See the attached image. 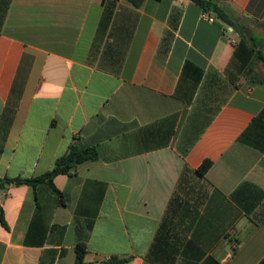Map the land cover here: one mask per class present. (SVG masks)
I'll return each mask as SVG.
<instances>
[{"label":"crops","instance_id":"0c3cea01","mask_svg":"<svg viewBox=\"0 0 264 264\" xmlns=\"http://www.w3.org/2000/svg\"><path fill=\"white\" fill-rule=\"evenodd\" d=\"M216 1L233 33L192 0H0V178L99 152L54 178L65 205L0 192V264H75L79 242L86 264H264V0Z\"/></svg>","mask_w":264,"mask_h":264},{"label":"trees","instance_id":"16d2710c","mask_svg":"<svg viewBox=\"0 0 264 264\" xmlns=\"http://www.w3.org/2000/svg\"><path fill=\"white\" fill-rule=\"evenodd\" d=\"M117 1V0H114ZM132 3L136 7H141L146 0H127ZM197 5H199L204 12L213 15L215 18L225 22L228 26L236 27L238 24V17L235 12L228 8L227 6H221L216 0H192ZM8 2L6 4L5 13L8 9ZM4 13V17H5ZM111 11H109L105 20L109 21L111 16ZM257 59L264 61V56L262 54L257 55ZM183 76L190 77L192 81L197 86L203 77V70L194 65L193 63L187 61L184 65ZM99 157V152L95 147H80L76 144L71 145L68 152L60 157H58L53 165V168L42 174L40 176L34 178H10L3 177L0 178V192L7 189L10 185H31L36 187L41 183H48L52 189L58 193L60 197V201L63 205H65V200L63 194L55 187L54 178L60 174H69L75 167L79 164L84 163L89 160H95ZM212 162L210 160H206L203 164L198 168L197 172L200 175H205L209 168L211 167ZM0 223L5 228H8L7 222L5 220L3 209L0 207ZM53 230H57L60 236L65 234L66 228L64 226H54ZM87 254V245L84 242H79L76 247V258L75 264H86L85 257ZM130 261V257L127 258H111L110 262L114 264H123Z\"/></svg>","mask_w":264,"mask_h":264},{"label":"built area","instance_id":"2783aa9c","mask_svg":"<svg viewBox=\"0 0 264 264\" xmlns=\"http://www.w3.org/2000/svg\"><path fill=\"white\" fill-rule=\"evenodd\" d=\"M202 18L204 20H207L209 22H214L215 21V18L213 16H211L209 13L207 12H204L203 11V14H202ZM227 31H230V32H234V27L233 26H227Z\"/></svg>","mask_w":264,"mask_h":264}]
</instances>
